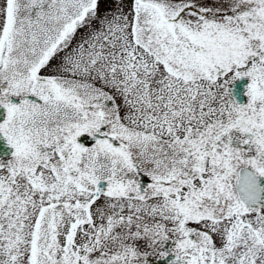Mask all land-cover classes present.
Segmentation results:
<instances>
[{
  "label": "snow or ice",
  "instance_id": "1",
  "mask_svg": "<svg viewBox=\"0 0 264 264\" xmlns=\"http://www.w3.org/2000/svg\"><path fill=\"white\" fill-rule=\"evenodd\" d=\"M0 110V264H264V0H0Z\"/></svg>",
  "mask_w": 264,
  "mask_h": 264
},
{
  "label": "flooded vegetation",
  "instance_id": "2",
  "mask_svg": "<svg viewBox=\"0 0 264 264\" xmlns=\"http://www.w3.org/2000/svg\"><path fill=\"white\" fill-rule=\"evenodd\" d=\"M247 83H248V81L246 78H241L240 80L234 82L233 85H231L232 96L236 100V102L239 104H246L247 103L248 98L245 95ZM0 111H2V110H0ZM0 119H3L2 115H0ZM239 136H240V134L236 133V137H239ZM80 139H81V142L84 143L85 145L90 144V141L87 139V137H81ZM232 146L239 147L238 141L236 139H234L232 141ZM11 151H12V149L7 146V151L4 154L0 155V161L6 162L8 159H10L11 158ZM141 181H142V184H147L149 182L147 177H141ZM170 246H171L170 243H166L165 249H167ZM137 247L141 251H149L146 240L138 241ZM171 258L172 257L169 256L165 260H160L156 256L150 255V256L146 257V260H147V264H167V260H169Z\"/></svg>",
  "mask_w": 264,
  "mask_h": 264
},
{
  "label": "water",
  "instance_id": "3",
  "mask_svg": "<svg viewBox=\"0 0 264 264\" xmlns=\"http://www.w3.org/2000/svg\"><path fill=\"white\" fill-rule=\"evenodd\" d=\"M7 151V145L5 143V141L0 138V155L4 154Z\"/></svg>",
  "mask_w": 264,
  "mask_h": 264
}]
</instances>
